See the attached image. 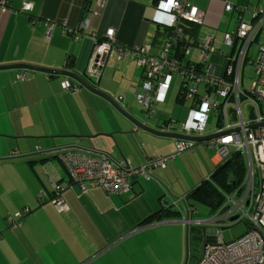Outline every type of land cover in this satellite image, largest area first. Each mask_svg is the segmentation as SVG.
<instances>
[{"label":"crops","instance_id":"obj_1","mask_svg":"<svg viewBox=\"0 0 264 264\" xmlns=\"http://www.w3.org/2000/svg\"><path fill=\"white\" fill-rule=\"evenodd\" d=\"M156 1L0 0V64L26 63L75 72L120 104V97L129 96L133 90L140 91L137 85L145 79L130 70L131 58L127 55L119 58L117 53H111L104 58L99 79L89 80L84 74L94 50L93 40L79 33L80 24L88 18L93 31L112 27L114 40L119 45L125 48L148 46L149 53L152 50L157 54L167 38V31L165 17L154 8ZM186 1L200 8L204 22L214 0ZM226 1L235 7L241 2L223 0L224 11L234 14L236 11L225 9ZM249 1L244 5L250 6ZM24 2L30 4L27 10L22 7ZM258 5L264 7V4ZM199 26H192L191 30L197 37ZM195 49L199 54V48L193 47L190 59ZM214 53L212 60L218 65V73H222L224 59ZM134 69H138L136 62ZM68 77L26 69H0V264H126V260H131L130 246L126 243L114 245L133 235L134 226L141 231L137 236L139 248L146 252L152 247V233L156 231L153 226L170 227L174 222H181L186 231L194 224H186L187 212L183 214L185 218L174 219L178 208H174L175 201L169 193L170 167L167 164L170 160L165 169L154 170L148 178L134 176L130 180L131 187L122 192H105L99 186L82 189L75 183L62 158L70 151L93 148L107 153L112 160H127L135 166L153 155L170 153L171 141L166 139L169 137L146 134L130 122L125 125L127 121L107 100L87 91L73 78L69 80L76 83L74 90L62 88L61 81ZM132 83H136L133 89ZM56 108L60 117L53 111ZM75 110L79 118H74ZM91 110L94 116L88 112ZM107 113L116 118V125L110 124L109 130L105 120ZM101 130H108L105 132L112 134L115 144L116 137L122 135L129 141L128 151L116 152L114 156L97 148L93 138L89 139V144L82 138L68 139L69 135L100 134ZM55 147L62 149L53 151ZM32 152L41 153V156H31ZM173 153L175 157L180 152ZM174 157L171 159H176ZM216 162L213 155V167ZM155 171H162L163 178L157 177ZM41 175L46 179L35 188L36 179ZM53 183L63 186L58 195L66 204V210H58L53 203L57 196ZM149 185L159 192L158 204L146 199ZM110 203L114 204L117 220L111 219L106 211ZM163 207L167 210L159 213L157 210ZM17 211L21 216L16 221L5 220L8 216L16 217ZM195 213L193 206L190 218L194 219ZM99 218L105 224L101 235L97 231ZM148 229L150 231L146 232ZM79 231L93 241L91 248H85L78 240ZM67 240L72 241L68 243Z\"/></svg>","mask_w":264,"mask_h":264},{"label":"built area","instance_id":"obj_2","mask_svg":"<svg viewBox=\"0 0 264 264\" xmlns=\"http://www.w3.org/2000/svg\"><path fill=\"white\" fill-rule=\"evenodd\" d=\"M29 5L28 2H24L22 7L27 10ZM224 7L227 11L236 9L229 1H226ZM154 8L165 17V23L174 30L167 33V38L162 42L157 54H150L148 46L143 45L125 48L114 40V28L93 31L88 18H85L80 24L79 33L91 37L94 49L86 64L85 76L89 80L97 81L105 65L106 56L117 53L119 58H124L123 56L127 55L138 67L147 66L140 98L145 106L151 103L152 107L153 103L164 101L174 70L184 75L185 80L190 78L194 81L193 84H205L208 92L200 95L197 93V87H187L186 83H182V97L184 94V97H194V102L188 108L179 132L192 136L211 133L206 130L210 109L217 108L215 110L218 117L219 113L223 115L219 119L220 126L214 130L218 133L217 136L208 139L205 144L215 149L217 161L223 160L231 152L240 151L245 157L246 171L242 184L234 189L235 197H227L225 206L213 221L227 219L236 213L239 219L247 221L248 230L240 236L224 241L220 229L212 228L216 232L214 241L203 242L199 257L188 263V255L186 264H264V44L260 45L253 60L255 75L249 89L242 88L240 82V71L245 60L252 58L251 45L264 28V7L247 8L252 13L253 20L244 22L239 18L231 31L223 33V44L229 47L228 52L218 47L213 48L214 36L209 34L202 41L198 37L190 41L184 36V29H181L183 23L191 25L201 23L199 7L186 0H157ZM244 9L240 7L239 12ZM173 45L177 46L182 55H188L196 46L199 48V57L190 59L189 54L186 64H179L172 55ZM212 52L224 59L223 71L219 75L218 65L212 60ZM20 76L23 77L22 73ZM150 76L155 77L151 79ZM61 87L70 89L77 86L67 78L61 81ZM242 97L249 98L252 103V115L247 120L240 115ZM228 104L233 106L230 109L231 120L226 114ZM154 109L153 107L152 111ZM173 121L169 120L166 125H162L161 130L177 131ZM142 122L146 123L144 120ZM183 148V141H177V151ZM85 149L87 150L70 151L62 156L65 166L80 188L84 189L87 185L99 186L110 193L129 189L130 180L135 175L149 177L154 170L164 168L173 157V154L153 155L142 164L134 166L127 160L114 161L103 151L88 147ZM52 187L57 190V196L53 198L55 207L58 210H66V204L58 195L63 186L53 183ZM20 211L16 212V217L8 216L5 220L9 223L16 221L21 216ZM208 222L192 219L190 216L186 219V224Z\"/></svg>","mask_w":264,"mask_h":264},{"label":"rangeland","instance_id":"obj_3","mask_svg":"<svg viewBox=\"0 0 264 264\" xmlns=\"http://www.w3.org/2000/svg\"><path fill=\"white\" fill-rule=\"evenodd\" d=\"M239 1L241 3H238V5L236 6V9L234 10L236 12H234L233 14L232 12L230 13V12L224 11L223 0H214L212 2L210 10L207 11L208 17L205 19L202 25L199 26L198 37L201 38L202 40L206 36V34H209L210 36H214L213 48L218 47L220 50L224 52H228L229 47L223 44V33L226 30L231 31L239 18L243 21H250L252 13L248 12L246 8L250 9L253 6H259L258 4H262V5L264 4V0H250L249 4L251 5L245 6L244 4L247 2V0H239ZM206 4L207 3H203V5H206ZM241 6L246 7L243 12H239V8ZM202 9H205V8H202ZM263 44H264V28L259 33L257 40H255L251 45L250 52H251V56L253 59L247 58L245 60L242 70L240 71V82H241L242 88L249 89L252 83V80L255 75L253 60L257 56L258 48L260 47V45H263ZM191 57L192 58L199 57V54H197L196 49L192 53ZM214 59H218V57L214 56ZM128 60L129 59H127V62ZM131 61L132 62H130V64L128 65L130 70L133 69L135 73L136 74L138 73L139 75L138 69L137 71L134 69L135 61H133V59ZM124 66H126V64ZM137 80H139L138 76H137ZM178 88H179V78L178 76H174V79L168 91V95H167L168 98L165 103L160 104V108L163 106V110L158 113V114L162 113L167 116L173 113L174 117L177 116L176 118L179 119L175 123V127L177 129L180 128L181 122L184 119L186 112L188 110V106H189L188 100H186L183 104L175 103V96L177 94ZM74 89L75 88H70L69 90L71 91ZM200 89L202 91H205V88L203 86H201ZM86 90H85L86 94L89 95L90 91L87 92L88 90L87 91ZM132 95H133V92H130L128 98L131 99ZM94 98H97V97H94ZM251 105L252 103L249 98L242 97L240 99L241 114L245 120H247L251 115ZM231 108H233L232 105H229V104L226 105V111H227V116L229 120H231L230 118V113H232V111L230 110ZM92 110L88 112H91L92 114L90 115L94 116V111ZM263 110H264V104H263ZM53 111L57 117L61 116V114L57 112L59 111L58 108H56L55 110L53 109ZM115 112L120 117L122 116L116 110ZM86 114L87 112L85 113V115ZM133 114L138 116L141 119L144 118V115L141 112L138 113L136 111V112H133ZM74 118H79V114L78 112H76V110L74 111ZM105 120H106V126L108 127V130L111 128L110 124L116 125V118L111 113L106 114ZM157 121H158L157 116H153L152 118L147 120L149 124H154ZM127 124H129L128 121L125 123V125ZM215 124H216V110L210 109L209 114H208L207 130H212L215 127ZM108 130H105V131H108ZM105 131L101 130L100 132L109 133ZM116 138H117L116 140L117 143L115 144L112 136L110 137V136L98 135L93 138V144L97 148L106 150L114 156L116 155V152H119V153H122V151L127 152L129 149V141L125 139L122 135L121 137L118 136ZM68 139L74 140L77 138L71 137ZM96 139H99L100 142H97ZM166 139L171 141L170 142V154H171L175 151V140L171 138H166ZM193 148H195V150L188 148L180 152L174 157L176 159L174 160L170 159V162L167 164V166L170 167V175L168 176L169 177V187H170L169 193L171 194L173 200L175 201L174 208H178V213L176 215H173L174 219L180 220L182 218H185L184 215L186 213V205L184 207V204L182 201L183 199L181 196L188 193L192 188H194L197 184H199L203 179L208 178L213 169L212 156L214 155V152H213L214 149L202 143L194 145ZM136 149L140 152L139 148L136 147ZM52 152L53 151H50V154H53ZM165 154H168V153H165ZM31 156L38 157V156H41V153L31 154ZM54 159H56V161L59 162L58 161L59 159L57 157H55ZM63 170L65 172L64 167H63ZM66 172L68 171L66 170ZM45 179L46 177H43L42 175L40 176V179L37 178L35 188H38L39 184L42 181H45ZM155 190L156 188L154 187L152 188V186L149 185L147 186L146 193H145L146 199L150 203L153 202L154 205L156 203L157 204L159 203L158 202L159 192H155ZM235 193H236V190L222 189L221 199H220L219 192L217 193L218 194L217 198L220 199V202L217 206H213V207L205 203H201L199 201H194L192 198H190V201L195 204L194 206H195L196 213H195V216L193 217L195 219L208 220L209 222L204 223V224L191 225L188 228L189 238H190L189 240L190 256H189L188 263L195 261L199 257L201 253V249H202V243L205 238V232L207 230L208 231L206 232V236H208V241L206 242L214 241V234L216 232H215V229H212V228L220 229V232H221L220 235L222 236L224 241H228L237 236H240L248 230L247 221L239 219V218H237L234 221H228V219L213 221L214 218H217L219 216L218 213L225 206L227 202V197H235ZM13 194L15 196L14 192ZM113 202L115 204L117 203L116 201H113ZM113 205L114 204L110 203L109 207L106 208V211L108 212L111 219L117 220L116 217L118 215L114 213L115 207ZM186 219L187 217L184 220ZM163 225H166V224H163ZM103 226H105V224L99 218L97 222V231L99 235H101L103 232L102 230ZM194 227H198V229L195 231ZM201 227L204 228L206 231L202 230ZM152 229L156 230L155 232L152 233V247H149L146 250V252H144L142 249L139 248L140 241L137 236L140 234L141 231L138 232L139 230H138V227L136 226L132 228V231H134L133 235L126 237V238L124 237L120 241L118 240V243L114 245V246L116 245L118 246L121 243H126L127 245L130 246V249L132 250L131 260L129 261L126 260V264H184L185 228L183 227L182 223L174 222L173 224L170 225V227H161V228L153 226ZM193 230L195 232H193ZM73 231L75 233L74 228H73ZM148 231L150 230L149 229L146 230V232ZM198 233L201 234V239L199 240L194 239V235ZM78 240L84 245L85 248L87 247L91 248L93 246V241H91L89 236L85 234L83 231L78 232ZM70 241L72 240H67L68 243Z\"/></svg>","mask_w":264,"mask_h":264},{"label":"trees","instance_id":"obj_4","mask_svg":"<svg viewBox=\"0 0 264 264\" xmlns=\"http://www.w3.org/2000/svg\"><path fill=\"white\" fill-rule=\"evenodd\" d=\"M241 7L243 9L246 8L244 6H241ZM247 10H248V12H250L249 9H247ZM240 21H243V20L240 19ZM250 21H251V19H250ZM244 22H247V21H244ZM164 25H166V29L165 30L167 31V33H170V31H174V30H172L173 27H171L169 24L167 25L165 23ZM192 26H198V25H191L190 23H187V24L183 23L181 25V29H184V31H183L184 32V36L189 38L190 41L195 40L196 37H197L196 34L191 32ZM197 29H198V27H197ZM172 50H174V51H172L173 52L172 55L174 56L175 59H177V63L186 64L187 60L189 59V56H188L189 54L188 55H181V52L179 51L177 46L175 47V45H173V49ZM150 53L154 54V52H152V50H150ZM156 53H158V51ZM189 53H191V51ZM182 56H184V57H182ZM184 60H185V62L183 63ZM138 70H139V74L143 78V80L146 79L147 66L138 67ZM101 74H102V72H101ZM218 75H219V73H218ZM174 76H178V78H179V88H178V91H177V94H176V103L183 104L186 100H188L189 101L188 108H189L194 102V99H193L194 97H184L185 94L182 97L181 90L183 89V87H182L183 86L182 85L183 82L187 84V87H194V86L197 87V93L200 94V95H202L203 93L208 92L207 91L208 89L206 90L205 84H202V83L193 84L194 81H191L190 78L188 80H185V78H184L185 76L182 75L178 70H174L173 71L172 79H174ZM150 77H151V79H153L155 76H150ZM70 82H72V84H75V83H73L72 80ZM131 85H132L131 86L132 89L134 87H136V83H132ZM141 86H142V83L140 85L139 84L137 85V87L140 88V91H136V90L131 91V92H133V95L131 96V99L128 98V95H123V96L120 97L119 100H120V104L122 105V107L125 108V110H127L132 115H134L133 112H135V111H137L138 113L141 112L144 115L143 119L139 118L136 115H134V116L137 117L139 120L146 121V123L149 126L155 128L157 130H161L162 129V125L163 126L166 125L167 122H169V120H172V119L174 120L173 122H174V125H175V123L179 119L176 118L177 116L174 117L173 113L169 114L168 116L164 115L162 113L158 114L159 112H161L163 110L162 107L160 108V104L165 103V99L161 103H153V107L155 108L154 111H152L153 107H152L151 103L149 104V106L148 105L145 106L141 102V98H140V96L142 95V87ZM201 86H203L205 88V91H202L200 89ZM215 109H217V108H215ZM218 109H220V106L218 107ZM217 113L218 112L216 110V124H215V127L212 130H207V126H206V130L209 131V132L211 131V133H213L214 130L216 131V129L220 126L219 119H221L223 117V115L220 114V113H219V117H218ZM186 114H187V112H186ZM226 114H227V112H226ZM251 115H252V112H251ZM153 116H157L158 121L155 122L154 124H149L147 122V120L152 118ZM184 119H185V117H184ZM161 131H163V130H161ZM201 143L206 145L204 142H201ZM213 152H214V155H215V149H214ZM245 171H246V163H245L244 154H242L240 151L231 152L225 159H223L222 161H220L219 163L214 165V167H213V169H212V171L210 173V176L208 178L203 179L199 184H197L196 190L194 192L190 191V193L186 194L187 195L185 197V205H186V207L190 208V207L195 205L193 202L190 201V198H192L194 201H199L201 203H205V204H207V205H209L211 207L217 206L219 204V202H220V199H221V191H222V189L234 190L237 187H239L242 184L243 180H244ZM88 188H92V187L87 185L84 189H88ZM104 191L106 192V190H104ZM218 192L220 194V199L217 198L218 197V194H217ZM164 210H167V208L163 207V208L158 209L157 211L159 213H163ZM142 223L143 222H141V224ZM194 229L196 231L198 229V227H194ZM195 231L193 230V232H195ZM194 239H197V240L201 239V234L200 233L195 234L194 235ZM189 240H190V238H189V231H188V240H187L188 247H189ZM188 255L190 256V252L189 251H188Z\"/></svg>","mask_w":264,"mask_h":264},{"label":"water","instance_id":"obj_5","mask_svg":"<svg viewBox=\"0 0 264 264\" xmlns=\"http://www.w3.org/2000/svg\"><path fill=\"white\" fill-rule=\"evenodd\" d=\"M0 69H26L29 71H41L49 74H56V75H66L68 78H73L75 79L79 85L83 86L85 89L89 90L90 92L104 98L107 100L112 107L122 115L124 119H126L128 122H130L135 128L142 129L144 131H147L151 134L157 135V136H163V137H169L171 139H180L183 140L184 143L186 142H192L193 145L199 144L211 137L216 136L218 133H208L205 135L201 136H191V135H186V134H181V133H176V132H166V131H161L157 130L147 124L142 123L139 121L137 117L129 113L127 110H125L112 96H110L108 93L99 90L98 88L92 86L86 79L82 77V75L71 72L68 70H63V69H57V68H47L44 66H38L34 64H26V63H13V64H0ZM122 132V131H121ZM98 135H103V136H112L111 133H100V134H93V135H83V136H77V135H69V137H74V138H82L83 141H86L87 144H89V139H92ZM62 149V147H55L52 150H59ZM37 152H32L31 154H35ZM115 161V160H114ZM162 171H155L154 174L157 177L163 178L162 177ZM237 219V215H232L228 218L229 221H233ZM202 230H205L204 228H201ZM187 234L188 230L186 229L185 231V260L184 264H186L187 257H188V245H187ZM206 235V232H205ZM204 243L208 241V236H205L204 238Z\"/></svg>","mask_w":264,"mask_h":264},{"label":"clouds","instance_id":"obj_6","mask_svg":"<svg viewBox=\"0 0 264 264\" xmlns=\"http://www.w3.org/2000/svg\"><path fill=\"white\" fill-rule=\"evenodd\" d=\"M157 2V1H156ZM155 2V3H156ZM155 5V4H154ZM253 18L254 17H252L251 16V20H253ZM202 21H201V23L199 24V25H202ZM240 113H241V108H240ZM241 115V117H242V114H240ZM186 117V116H185ZM243 118V117H242ZM244 119V118H243ZM245 120V119H244ZM139 121H141L142 122V120H139ZM143 123V122H142ZM144 124H147V123H144ZM148 125V124H147ZM175 127V126H174ZM176 128V127H175ZM180 129V128H179ZM179 129H175V130H177V131H166V132H176V133H181V132H179ZM214 133V132H213ZM216 133V132H215ZM181 134H183V133H181ZM187 135V134H186ZM192 136V135H191ZM217 136V135H216ZM215 137V136H214ZM212 138V137H211ZM210 139V138H209ZM175 140V146H176V142L177 141H183V140H180V139H174ZM208 140V139H207ZM207 140H205V141H203L204 143H206V141ZM183 144H184V148L182 149V150H180V151H177V149L175 150V152H182V151H184V150H186V149H188V148H192L194 145H193V143L192 142H186V144L184 143V141H183ZM171 154H173V157H174V153H171ZM170 153H168V154H165V155H160V156H166V155H171ZM172 157V158H173ZM225 159V158H224ZM116 161V160H115ZM217 161V160H216ZM222 161V160H221ZM169 162V161H168ZM220 161H217L216 162V164L217 163H219ZM139 176H143V175H141V174H138ZM136 176V175H135ZM143 177H145V178H148V177H146V176H143ZM150 177V176H149ZM196 190V186L194 187V188H192L190 191H192V192H194ZM190 191L188 192V193H190ZM188 193H186V194H188ZM187 195H185V197H186ZM185 197L184 196H182V201H183V203L185 204ZM191 210H193V206L192 207H190V208H188V207H186V212H187V216L189 217V213H190V211ZM232 215H237L236 213H234V214H232ZM231 215V216H232ZM230 217V216H229ZM228 217V218H229ZM227 218V219H228ZM237 218H238V216H237ZM195 219V218H194ZM229 221V220H228ZM193 225H198V224H193ZM202 228V227H201ZM206 231V230H205ZM208 231V230H207ZM206 231V232H207ZM206 236V235H205ZM187 239H188V234H187ZM204 242V241H203ZM188 251H189V247H188ZM187 259H188V257H187Z\"/></svg>","mask_w":264,"mask_h":264},{"label":"bare ground","instance_id":"obj_7","mask_svg":"<svg viewBox=\"0 0 264 264\" xmlns=\"http://www.w3.org/2000/svg\"><path fill=\"white\" fill-rule=\"evenodd\" d=\"M167 91V90H166Z\"/></svg>","mask_w":264,"mask_h":264}]
</instances>
